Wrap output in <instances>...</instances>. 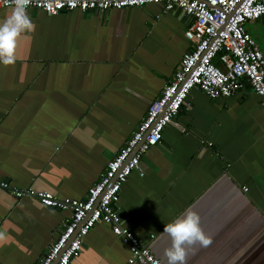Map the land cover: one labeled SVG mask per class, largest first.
<instances>
[{
    "label": "crops",
    "instance_id": "crops-1",
    "mask_svg": "<svg viewBox=\"0 0 264 264\" xmlns=\"http://www.w3.org/2000/svg\"><path fill=\"white\" fill-rule=\"evenodd\" d=\"M12 10L0 7V23ZM27 13L35 30L18 37L13 64L0 63V180L85 199L192 48L191 19L160 4ZM255 22L264 28V18L248 22L252 35ZM141 165L144 175L133 172L122 187L119 210L164 264V227L188 208L209 243L189 246L187 264H264V109L250 87L219 99L192 89ZM70 217L0 192V264H38ZM129 257L98 223L71 264Z\"/></svg>",
    "mask_w": 264,
    "mask_h": 264
},
{
    "label": "built area",
    "instance_id": "built-area-1",
    "mask_svg": "<svg viewBox=\"0 0 264 264\" xmlns=\"http://www.w3.org/2000/svg\"><path fill=\"white\" fill-rule=\"evenodd\" d=\"M148 4H160L164 12L180 9L190 17L185 36L193 45L184 54L174 78L149 104L134 134L109 161L101 179L89 188L87 197H60L0 180V192L7 191L17 198H36L44 206L71 211L70 219L38 264H71L83 251L85 237L98 223L109 225L129 247V264H164L148 244L124 226L116 207L123 185L135 171L144 175L143 156L162 142L165 128L178 116L192 89L199 88L209 98L219 99L250 87L260 96L264 109V52L247 28L248 22L264 18V0H77L75 7H70L68 0H32L28 8L54 15L76 9L105 11ZM0 7L13 5L0 0ZM243 188L248 190L247 186Z\"/></svg>",
    "mask_w": 264,
    "mask_h": 264
},
{
    "label": "clouds",
    "instance_id": "clouds-1",
    "mask_svg": "<svg viewBox=\"0 0 264 264\" xmlns=\"http://www.w3.org/2000/svg\"><path fill=\"white\" fill-rule=\"evenodd\" d=\"M13 5V10L0 23V63L10 65L15 62V49L18 37L28 31H34L35 25L27 13L32 0H4ZM70 7H75L77 0H68ZM143 3L144 0H132ZM171 239V245L165 250L168 264H187V248L197 242L207 246L209 240L201 226L199 214L192 208L165 225L164 230ZM2 238V234H0Z\"/></svg>",
    "mask_w": 264,
    "mask_h": 264
},
{
    "label": "rangeland",
    "instance_id": "rangeland-1",
    "mask_svg": "<svg viewBox=\"0 0 264 264\" xmlns=\"http://www.w3.org/2000/svg\"><path fill=\"white\" fill-rule=\"evenodd\" d=\"M250 28L252 29L254 37H260L259 43L261 44V49L264 52V28L263 26H261L260 23L255 22L254 24L251 25Z\"/></svg>",
    "mask_w": 264,
    "mask_h": 264
},
{
    "label": "water",
    "instance_id": "water-1",
    "mask_svg": "<svg viewBox=\"0 0 264 264\" xmlns=\"http://www.w3.org/2000/svg\"><path fill=\"white\" fill-rule=\"evenodd\" d=\"M116 207H119L118 205H116Z\"/></svg>",
    "mask_w": 264,
    "mask_h": 264
},
{
    "label": "trees",
    "instance_id": "trees-1",
    "mask_svg": "<svg viewBox=\"0 0 264 264\" xmlns=\"http://www.w3.org/2000/svg\"><path fill=\"white\" fill-rule=\"evenodd\" d=\"M216 63H218V62L216 61Z\"/></svg>",
    "mask_w": 264,
    "mask_h": 264
}]
</instances>
